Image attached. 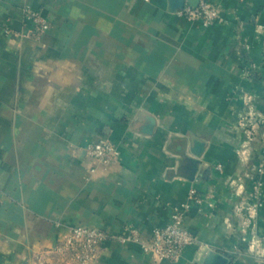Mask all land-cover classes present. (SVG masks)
<instances>
[{
    "label": "crops",
    "instance_id": "1",
    "mask_svg": "<svg viewBox=\"0 0 264 264\" xmlns=\"http://www.w3.org/2000/svg\"><path fill=\"white\" fill-rule=\"evenodd\" d=\"M206 1L210 26L169 0H0V264H52L76 225L147 239L191 188L204 202L185 225L202 247L157 262L110 239L91 264H204L210 250L264 264V0ZM26 9L50 22L37 38ZM101 138L121 151L108 165L84 151Z\"/></svg>",
    "mask_w": 264,
    "mask_h": 264
},
{
    "label": "built area",
    "instance_id": "2",
    "mask_svg": "<svg viewBox=\"0 0 264 264\" xmlns=\"http://www.w3.org/2000/svg\"><path fill=\"white\" fill-rule=\"evenodd\" d=\"M175 12L204 26H210L219 17L220 10L217 5L200 0L197 6L185 3ZM26 16L34 24V28L27 33L29 37L37 38L50 27L49 20L38 10L26 9ZM251 67H256V64H252ZM251 67H248L245 72L250 73ZM84 151L88 157L105 165L116 161L121 154L118 145L109 138L87 142ZM262 186V180L255 179L250 194L252 200L237 208L245 215L244 226L250 224L252 217L257 214L261 206ZM202 202L204 198L198 194L197 189L191 188L186 201L173 209L170 221L163 226L154 227L147 239L142 238L136 229H131L126 234L114 235L99 227L72 226L63 240L53 248L54 262L52 264H91L98 259L102 245L110 239L120 243L137 242L143 251L157 262H177L188 245L202 247L197 236L185 225V218L190 209L193 205H200ZM259 245H262V241L259 238H253L251 241L253 249Z\"/></svg>",
    "mask_w": 264,
    "mask_h": 264
},
{
    "label": "water",
    "instance_id": "3",
    "mask_svg": "<svg viewBox=\"0 0 264 264\" xmlns=\"http://www.w3.org/2000/svg\"><path fill=\"white\" fill-rule=\"evenodd\" d=\"M200 0H169V8L171 11L175 12L177 9L182 8L185 3H188L192 6H197ZM149 123L146 124L143 131L145 133H150L152 131V127L154 124V118L152 116H147ZM194 145L191 150L196 155L199 156L203 150V143L200 142L198 139L194 140ZM194 166L192 167V172L195 171L197 163L196 159H193ZM189 178H192L191 175H189ZM227 258L223 256L221 253L210 250L207 252L205 258H204V264H226Z\"/></svg>",
    "mask_w": 264,
    "mask_h": 264
},
{
    "label": "rangeland",
    "instance_id": "4",
    "mask_svg": "<svg viewBox=\"0 0 264 264\" xmlns=\"http://www.w3.org/2000/svg\"><path fill=\"white\" fill-rule=\"evenodd\" d=\"M248 201H242V203H240L239 205H238V207H240L241 205H243V204H245V203H247ZM250 246H251V242H250ZM252 247V246H251ZM258 247H261L262 248V245L260 246H258ZM253 248V247H252ZM255 250H256V248H254ZM263 249H264V246H263ZM259 250V249H258Z\"/></svg>",
    "mask_w": 264,
    "mask_h": 264
}]
</instances>
